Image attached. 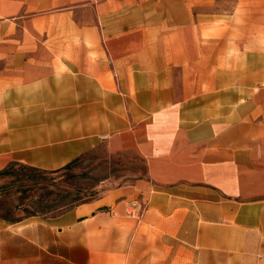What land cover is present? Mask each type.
Masks as SVG:
<instances>
[{
    "label": "crops",
    "instance_id": "crops-1",
    "mask_svg": "<svg viewBox=\"0 0 264 264\" xmlns=\"http://www.w3.org/2000/svg\"><path fill=\"white\" fill-rule=\"evenodd\" d=\"M98 149L144 178L0 218V264H264V0H0V172Z\"/></svg>",
    "mask_w": 264,
    "mask_h": 264
},
{
    "label": "rangeland",
    "instance_id": "rangeland-1",
    "mask_svg": "<svg viewBox=\"0 0 264 264\" xmlns=\"http://www.w3.org/2000/svg\"><path fill=\"white\" fill-rule=\"evenodd\" d=\"M134 159L98 149L54 173L11 164L0 175V218L16 222L55 215L108 189L143 179L144 165Z\"/></svg>",
    "mask_w": 264,
    "mask_h": 264
},
{
    "label": "trees",
    "instance_id": "trees-1",
    "mask_svg": "<svg viewBox=\"0 0 264 264\" xmlns=\"http://www.w3.org/2000/svg\"><path fill=\"white\" fill-rule=\"evenodd\" d=\"M38 171H39V170H38ZM57 171H58V170H57ZM57 171H51V172L42 171V172H43V173H54V172H57ZM4 173H5V171L3 170V171L0 172V175H1V174H4Z\"/></svg>",
    "mask_w": 264,
    "mask_h": 264
}]
</instances>
